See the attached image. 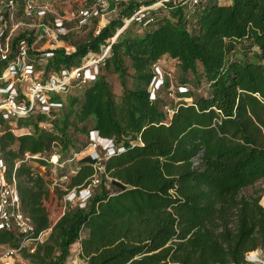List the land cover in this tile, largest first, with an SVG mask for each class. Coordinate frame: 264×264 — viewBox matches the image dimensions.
I'll return each instance as SVG.
<instances>
[{
    "label": "trees",
    "instance_id": "trees-1",
    "mask_svg": "<svg viewBox=\"0 0 264 264\" xmlns=\"http://www.w3.org/2000/svg\"><path fill=\"white\" fill-rule=\"evenodd\" d=\"M13 2L24 7L26 0ZM155 3L119 0L120 18L86 42L61 38L74 53L47 52L48 76L80 66L89 53L110 45L99 71L118 77L120 95L99 73L66 104L52 96L62 104L54 119L20 120L33 128V136L13 137L0 119L7 179L14 175L21 208L34 228L27 236L0 230V246L18 249L23 239L51 228L33 254L19 253L28 264H66L77 243L87 264H248L247 254L264 248L260 196L241 195L264 179V0H168L144 12L138 23L133 16ZM135 25L146 28L133 33ZM21 41L30 59L39 56L34 39L23 33L10 42L9 60ZM165 56L192 78L175 88L178 98L190 102L168 103L165 80L150 99L154 66ZM177 87L187 91L178 93ZM165 107H172L171 116ZM42 122L50 128H39ZM89 132L122 152L103 160L102 172L91 157L81 159L67 192H80L95 177L100 188L84 208L69 203L54 218L45 206L49 184L24 156H39L34 162L49 171L54 148L60 159L71 150L78 153L74 139Z\"/></svg>",
    "mask_w": 264,
    "mask_h": 264
},
{
    "label": "rangeland",
    "instance_id": "rangeland-1",
    "mask_svg": "<svg viewBox=\"0 0 264 264\" xmlns=\"http://www.w3.org/2000/svg\"><path fill=\"white\" fill-rule=\"evenodd\" d=\"M27 1H30L33 6V12L31 14H28V11L26 10ZM118 1L119 0H26L24 7H21L20 4L16 3H14L13 6L8 7L5 3V0H0V36L2 35L3 37H5V43L4 45H0V47L5 49V46L9 45L14 37L18 36L19 34L25 33L26 35H31V37L34 39V52L39 53V56L31 58L32 60H34L36 66L32 77L21 83H17L15 81V88L17 87V84H20V86L18 85V87H20L23 91H26L27 87L30 86L33 82L47 81L49 77L54 74V72H52L47 76L43 69L45 68L47 59L51 57L47 52L61 48L65 44L58 33V25L60 23H62V27L66 30L68 40L70 42L84 43L90 38L91 34L96 33L100 28H103L110 22L120 18L119 6L116 5ZM122 1L128 2L130 0ZM133 1H156V3L150 7H141L137 15L135 14L137 19L142 20V14L144 12H147L148 10L158 9L163 5V2L168 0ZM174 1L180 2L182 0ZM219 1L221 3H225L228 0ZM84 12H87V16ZM132 21L133 18H131L130 20H126L124 29L128 27ZM137 21L138 23H141L139 22L140 20ZM145 28V25H135L131 29L133 33L141 34ZM119 33L120 31L118 32V34ZM118 34H116V36ZM113 41L114 38L110 42L112 43ZM109 46L102 47L101 53H89L83 59L81 65L77 67L86 66L87 69L95 70L98 66L97 74L100 73L106 76L107 80L112 84L113 92L117 95H120L122 90L118 77L114 74H108V72L106 71H99V66L102 64V60L106 56H108ZM155 66H157V68L159 69L158 73H160L164 80L167 81L168 84H170V87L172 88L174 93L176 92V86L182 81L192 80V78H187L185 75H183L178 68L177 62L167 56L157 61ZM74 68H76V66L72 67L71 69ZM189 86H194L191 81H189ZM79 87L80 86L78 85L77 81H70V85L67 91L62 92L61 94L57 95V97L62 100L63 104H66V102H69V97H72L74 94H76V88L79 89ZM1 100L2 96H0V101ZM166 100L168 103H171L174 106H177L182 101H191L190 99L178 98L174 94L166 98ZM35 105L37 109L42 110L41 104L39 102L36 101ZM61 109H51V115H60ZM52 119H54L53 115ZM43 124L45 128H50V124L48 122ZM88 125L90 126L91 123H88ZM75 140L76 148L80 150L78 153H75L71 150L69 154L62 156V159H60L59 155H55V152H58L59 149H53L52 156H50L49 158V163L52 164L49 171H47V168L45 167H40L39 163L34 162V160H29L30 165L35 170H37V172H40L43 176H45L46 181L49 184L51 193L45 206L49 215L54 218H57L61 214L62 209L65 205L66 195L75 192L74 190L67 192V185L69 184L70 177L75 174L77 168L79 167V161L87 156H90L89 154L94 151L92 149L93 147L89 146L88 136L78 135L77 138L74 139V141ZM104 148L105 144L103 142H100V161H98L95 165V167L98 168L100 172L103 171V166L101 165V163L103 160H105V158H107L104 154ZM12 149L17 150L18 144L15 143L12 146ZM53 157H57V163H55L56 161L52 160ZM100 184L101 182L99 180V184L96 187L91 188L92 194L95 191L99 190ZM107 189H110V186L108 184ZM75 193H77V196L79 195V192ZM241 195L247 198L249 196H260V204L264 206V179L258 181L253 186L244 189L241 192ZM72 205L73 207L79 205L78 199H74ZM85 235V232L82 233V237H84ZM10 249L11 248H9L8 246H0V262L4 258V255L7 253V251ZM246 260L248 264H264V248L247 254ZM9 263L28 264V262L24 260L20 254H16L10 257ZM66 264H87L81 256L79 243L71 246L70 256Z\"/></svg>",
    "mask_w": 264,
    "mask_h": 264
},
{
    "label": "built area",
    "instance_id": "built-area-1",
    "mask_svg": "<svg viewBox=\"0 0 264 264\" xmlns=\"http://www.w3.org/2000/svg\"><path fill=\"white\" fill-rule=\"evenodd\" d=\"M191 1L193 4H197L198 2V0ZM5 3L8 7H11L14 4L13 0H5ZM26 10L28 11V14L33 12V6L30 1L26 2ZM84 13L87 16V12ZM136 15L134 17H136ZM58 33L61 38L67 35L66 30L62 27V23L58 25ZM4 43L5 37L1 35L0 45H4ZM60 49H63L68 55L75 52V48L66 43ZM29 50L30 48L27 42L21 41L17 48V54L9 60L10 43L5 46V49L0 47V96H2V100L0 101V119L9 124L7 131L17 139L34 135V130L31 126L25 127L19 125L20 120L34 119V117L39 115H46L49 120H52L50 110L61 109L63 104L52 101V96H57L62 92L67 91L70 81H77L79 86H83L94 81L98 75V66L95 70L87 69L86 66L76 67L69 70L62 69L57 72L58 75L54 72L47 81L33 82L27 87L26 91H23L18 87L20 84H17L16 88L14 85H16L15 81L21 83L31 78L34 74L36 66L35 62L30 59ZM48 54L52 56L51 53ZM4 63L5 65L2 68L1 65L3 66ZM154 71L155 77L149 86L151 100L156 98L157 92L164 84V78L158 73L159 69L157 66H154ZM177 89L178 93H185L187 91V89H184L183 87H177ZM169 93V96H172L173 94L175 95L171 87L169 88ZM36 101L41 104L42 110L37 109L35 105ZM165 112L168 116H171L173 114L172 107H165ZM43 125V122L38 124L39 128L45 129V126ZM88 140L89 146L93 147L92 149L94 150L89 154V157L97 162L100 161V138L98 134L96 132H89ZM104 144V154L107 158L122 152V148L117 149L110 142L105 141ZM38 158L39 156H30L29 154H25L24 156V160L29 164V160ZM55 163H57V160ZM17 166L18 164L16 165V168ZM6 171V164L0 155V230L16 231L24 236L30 235L34 232V228L30 218L21 208L15 177L13 175L11 180H8ZM37 173L42 175L40 172ZM98 183L99 181L95 177L90 185L79 192L78 196L75 192L67 194L61 215L64 214L67 204H72L74 199H78V206L84 208L86 201L91 195V188L96 187ZM50 231L51 228L41 232L36 238L23 239L18 249H10L7 251L0 264H10V257L19 254L21 250H27L28 253L33 254L37 245L42 242V238Z\"/></svg>",
    "mask_w": 264,
    "mask_h": 264
},
{
    "label": "bare ground",
    "instance_id": "bare-ground-1",
    "mask_svg": "<svg viewBox=\"0 0 264 264\" xmlns=\"http://www.w3.org/2000/svg\"><path fill=\"white\" fill-rule=\"evenodd\" d=\"M53 161H56L57 160V157H53V159H52ZM257 259V258H256ZM255 260V259H254ZM252 261H253V259H252Z\"/></svg>",
    "mask_w": 264,
    "mask_h": 264
}]
</instances>
